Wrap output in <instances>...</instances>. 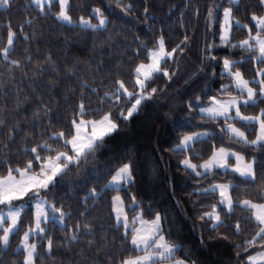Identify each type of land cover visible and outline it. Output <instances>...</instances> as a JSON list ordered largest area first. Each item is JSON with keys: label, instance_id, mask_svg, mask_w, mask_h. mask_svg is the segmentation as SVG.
I'll list each match as a JSON object with an SVG mask.
<instances>
[{"label": "snow or ice", "instance_id": "snow-or-ice-1", "mask_svg": "<svg viewBox=\"0 0 264 264\" xmlns=\"http://www.w3.org/2000/svg\"><path fill=\"white\" fill-rule=\"evenodd\" d=\"M228 2L230 6L222 10V22H219L215 11L219 6L208 8L207 24L211 27L218 23V32L213 35L219 36L220 43L217 45L215 39L211 43L206 40L201 60L202 65L207 62L211 66L213 61L218 67L222 65L219 75L227 79L228 83H221L218 92L205 94L204 99L193 96L187 100L185 110L190 115H199L203 122L199 127L203 130L181 133L171 151L183 155L180 160L183 170L193 175L197 183L209 179L208 186L199 188L197 195L211 197L215 202L204 204L201 200L200 207L208 210L201 211L198 219L210 228L218 240H230L229 234L220 230L232 229L233 235L240 238L232 241V244L241 264H264V181H257L258 173H264V0H257L259 11L249 13L247 19L250 23L242 21L237 15L241 0ZM32 3L40 14L51 13L57 22L73 27L100 31L106 30L111 23L110 13L106 15L105 9L101 7H92L90 14L73 19L72 0H32ZM115 4L125 14L132 11L131 3L115 0ZM12 7L13 0H0V9L10 11ZM142 11L146 22L150 18V9L144 6ZM195 15L199 16L198 8ZM32 24L31 17L15 28L10 19L5 23V35L0 42V61L6 67L0 76L7 74L15 80L17 69L26 75L25 62H32L33 56L26 54L23 59L13 57L17 41L21 38L25 41L30 39L25 28H31ZM241 30L245 33L244 38L234 40V33ZM31 36H35V32ZM191 43L185 30L183 39L169 48L161 30L151 47L144 44L136 50L134 56L137 59L126 74L112 77L110 87L101 91L98 87H92L88 80L81 79L78 85L81 91L77 94L76 89L70 90L74 103L68 115L58 121L54 122L51 115L53 109L47 103H39L32 112L31 121L24 117L32 127L38 126V121L47 120L46 125H39L42 129L39 134L25 132L20 120H10L9 115H0V136L6 137L9 142L3 145L9 151L0 156V249L9 250L12 238L19 236L22 231L15 249L17 254L22 255L20 264H43L40 249H45L44 255H50L54 249V240L49 235L50 225H58L61 230H65L68 228L66 221L73 214L71 210L65 209L63 202L58 204L55 198L49 199V193L71 168L79 169L90 158L94 159L106 141L138 115L147 102L158 99L159 94L167 90L168 84L180 71L177 57L182 58ZM220 46L239 49L242 59L232 58L236 53H231L218 61L213 50ZM141 52L145 54L147 62L139 59ZM245 53L247 55H243ZM170 61L175 64L172 70L167 67ZM253 61L256 66L252 75L246 77L241 68ZM44 63L51 66L52 72L58 71L50 54ZM35 68L30 80L43 72L39 62H36ZM199 71H204V68L201 67ZM69 75L76 77L77 71L69 70ZM212 75H216L214 70ZM161 77L166 78L165 87L153 86ZM50 83L54 85L56 82ZM0 89H3L5 96L8 95L6 85L0 84ZM11 99L14 107L9 110L8 101L5 100L0 105V112L19 115L23 105L32 102L30 96L21 97L20 90ZM252 109L258 111L253 113ZM213 126L218 131L208 130ZM249 128L252 129L251 133L247 131ZM17 136H21L24 143L13 153L10 144ZM217 139L220 140L219 145L215 142ZM202 143L209 145L207 158L195 151L196 146ZM237 146L241 150L237 151ZM134 169L131 159L109 168L103 189L98 191L96 186L89 188L82 201L87 204L89 199H102V192L117 193L110 197V204L114 213V228L120 232L119 258L114 257L106 244H98L96 230L91 223H74L71 232L66 235L67 245L85 239L88 249H94L95 253L105 252L107 259L104 264H197L191 255H178L184 251L183 245L170 238L171 232L165 229V216L161 211L148 205L146 212L145 206L133 193H129L128 204L119 195L125 184L134 182ZM230 174L240 182H219L214 179ZM249 182H252L251 192L247 191ZM26 208L30 213L28 223H25ZM237 210L248 215L233 220ZM79 215L83 217L85 213ZM249 225L251 232L247 231ZM209 238L213 236L210 234ZM104 239L107 241L106 237ZM200 240L203 244V233ZM84 251L81 249L80 264L95 260V255L83 256Z\"/></svg>", "mask_w": 264, "mask_h": 264}, {"label": "trees", "instance_id": "trees-1", "mask_svg": "<svg viewBox=\"0 0 264 264\" xmlns=\"http://www.w3.org/2000/svg\"><path fill=\"white\" fill-rule=\"evenodd\" d=\"M122 3L133 5L130 14L121 12L116 7L115 0H72L73 19L79 15L90 14L92 7L105 9L106 15L110 13L111 23L106 30L100 31L59 23L51 13L40 14L32 0H13L10 11L0 9V42L5 35L4 25L8 19L11 20L14 28L29 17L33 19L31 28H25L30 34V39L25 41L21 38L17 41L13 57L23 59L26 54L33 56L32 62H25L26 75L17 69L14 73L15 80L7 74L0 76V84L6 85L8 92L5 96L3 89H0V105L7 100V107L11 110L14 107L11 98L17 90H20L21 97L24 95L32 97V102L23 105V111L19 115L10 112H0V115L6 114L9 115L10 120H20L25 132L37 134L42 131L39 125H46L47 120L38 121V126L32 127L24 117L31 121L32 112L39 103H47L53 109L51 115L54 122L58 121L68 115L74 103L70 90L76 89L78 94L81 91L78 87L81 79L88 80L92 87H98L101 91L110 87L112 77L121 73L126 74L133 61L137 59L134 56L136 50L142 48L144 44L151 47L161 34V30L169 48L183 39L185 30L192 40L186 54L182 58L177 57L180 71L168 84L167 90L160 93L158 99L147 102L138 115L127 125H123L119 133L106 141L97 151L94 159L90 158L89 162L81 165L79 169L71 168L57 187L49 193V199L55 198L58 204L63 202L65 209L71 210L73 214L66 221L68 228L65 230H61L58 225L55 227L50 225L49 235L54 240V249L50 255H44L43 247L40 249L43 264H80L81 249H85L83 253L85 257L95 255V260H90L88 264H104L107 259L105 252L95 253L94 249H88L85 239L67 245L66 235L71 232L72 225L76 222L91 223L96 230L95 238L98 244H106L114 257L119 258L120 232L114 228V213L110 204V197L117 193L102 192V199L96 201L89 199L87 204L82 201L89 188L96 186L98 191L103 189L109 168H115L129 159L135 165L133 173L135 180L132 184L125 185L119 194L124 197L126 204L129 202V193H133L145 206L146 212L148 205L162 212L165 216V229L171 232L170 238L183 245L184 251L179 253V256L191 255L197 264H241L232 244V241H238L240 238L233 235L232 229L220 230L227 232L230 240H218L214 238L215 234L211 233L210 228L198 219L201 211L208 210L200 207V201L203 200L204 204L215 202L211 197L197 195L199 188L208 186L209 179H202L197 183L193 175L183 170V165L180 163L183 155L171 151L181 133L203 130L199 127L203 123L199 115H190L185 110L187 100L193 96L204 99L205 94L218 92L221 83H228L227 79L219 75L222 65L218 67L215 61L211 62V66L207 62L202 65L201 60L206 40L211 43L215 39L217 45L220 43L219 36L213 35L218 32V23L212 24L211 27L207 24L208 8L218 5L219 8L215 11L219 22H222V10L230 6L229 2L228 0H122ZM144 6L150 9V18L146 22L142 11ZM197 8L198 17L195 15ZM251 11H259L257 0H241L237 15L242 21L250 23L247 17ZM32 32H35V36H31ZM244 35L242 30L235 32L234 40L244 38ZM213 52L218 61L231 53H236L232 58L242 59L239 49L220 46ZM49 54L56 63L57 72H52L51 66L44 63ZM139 59L145 60L143 52ZM36 62H39L43 72L34 80H30L29 77H32L36 71ZM255 66L253 61L251 64H245L241 70L245 71L246 77H250ZM5 67L6 65L0 61V72H4ZM167 67L172 70L175 64L170 61ZM201 67L204 71H199ZM69 70H76L77 76L71 77ZM213 70L216 75H212ZM50 81L56 83L53 85ZM166 83V78L161 77L153 86L164 88ZM88 94L91 95V92ZM38 97L40 100H37ZM92 99L95 102L94 96ZM256 111L258 110H251L253 113ZM208 130L218 131L214 126L209 127ZM247 131L251 133L252 129L249 128ZM215 142L217 145L220 144L219 139ZM7 143L9 142L6 137L0 136V156L9 151L3 147ZM23 143L22 137L17 136L10 144L11 151L15 153ZM225 146H227L226 141ZM236 150L241 149L237 146ZM195 151L207 158L209 145L198 144ZM214 179L219 182L227 180L240 182L231 174ZM257 181H264V173H258ZM243 190L242 185V193ZM247 191H253L252 182H249ZM80 213L85 215L81 217ZM129 215L132 213L129 212ZM247 215V212L237 210L233 220ZM146 218L150 217L146 216ZM28 222H30V213L26 208L25 223ZM247 231H252L250 225ZM202 233L203 244L200 240ZM22 234L21 231L19 236L12 238V247L9 250L0 249V264H20L22 255L17 254L15 249ZM210 234L213 236L211 239ZM113 237H115L114 241Z\"/></svg>", "mask_w": 264, "mask_h": 264}, {"label": "rangeland", "instance_id": "rangeland-1", "mask_svg": "<svg viewBox=\"0 0 264 264\" xmlns=\"http://www.w3.org/2000/svg\"><path fill=\"white\" fill-rule=\"evenodd\" d=\"M125 185H127V184H125ZM125 185H124V186H125ZM115 195H117V194H115ZM115 195H114V196H115ZM119 195H120V194H119ZM129 216H131V215H129Z\"/></svg>", "mask_w": 264, "mask_h": 264}]
</instances>
